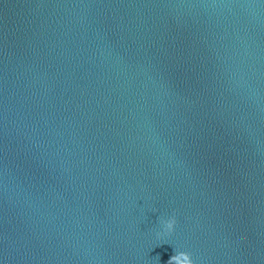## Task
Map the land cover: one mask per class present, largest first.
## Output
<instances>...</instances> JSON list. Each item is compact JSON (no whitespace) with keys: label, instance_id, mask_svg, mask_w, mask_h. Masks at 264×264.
<instances>
[{"label":"water","instance_id":"1","mask_svg":"<svg viewBox=\"0 0 264 264\" xmlns=\"http://www.w3.org/2000/svg\"><path fill=\"white\" fill-rule=\"evenodd\" d=\"M174 251L264 264V0H0V264Z\"/></svg>","mask_w":264,"mask_h":264},{"label":"clouds","instance_id":"2","mask_svg":"<svg viewBox=\"0 0 264 264\" xmlns=\"http://www.w3.org/2000/svg\"><path fill=\"white\" fill-rule=\"evenodd\" d=\"M175 224V218H170L166 221H164V227L171 231L173 229V226ZM159 258V256H157ZM166 264H193V261L191 259L190 253L186 251H179L175 252L172 256L169 257Z\"/></svg>","mask_w":264,"mask_h":264}]
</instances>
